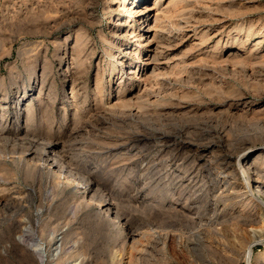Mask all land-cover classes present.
Segmentation results:
<instances>
[{"label": "rangeland", "instance_id": "374dc122", "mask_svg": "<svg viewBox=\"0 0 264 264\" xmlns=\"http://www.w3.org/2000/svg\"><path fill=\"white\" fill-rule=\"evenodd\" d=\"M135 1L0 0V264H264V244L249 252L264 213L240 170L245 157L264 170V0ZM135 6L151 9L144 25ZM156 12L173 32L159 74L141 48L130 81L122 36ZM167 164L186 193L164 184ZM224 168L235 176L229 200L211 198L218 233L197 199L184 218L159 206ZM27 229L34 242L20 243Z\"/></svg>", "mask_w": 264, "mask_h": 264}, {"label": "bare ground", "instance_id": "6f19581e", "mask_svg": "<svg viewBox=\"0 0 264 264\" xmlns=\"http://www.w3.org/2000/svg\"><path fill=\"white\" fill-rule=\"evenodd\" d=\"M138 1L139 0H136L135 2H134V5H137L138 4ZM156 1H158V0H156ZM156 4H158V3H155V5ZM138 6V5H137ZM137 6H135V8L133 9V11L132 10H130V17L129 18H134V22H135V17L137 16V15H139V16H141L139 19V21L141 22V21H144V19H146L145 20V22H142V24L141 25H144L146 22H147V19L149 18V10H151V9H147V10H141L140 8H137ZM160 8L161 7H159L158 9H156V7H152V9H155L157 12L160 10ZM138 9V10H137ZM163 10V9H162ZM157 12H156V15H155V17H154V25H148L147 27H148V29L146 30V29H144V30H142L141 31V29H139V32L137 33V32H135V31H132V32H130V33H124L123 34V36H122V38L124 39V41H122L121 42V44H120V46H119V48H120V52H121V54L123 55H121L122 57L120 58V60H119V64H120V68L122 69V70H120L122 73L124 72V70H125V62L124 61H126V63H128L129 65H130V68H128L129 69V71L128 72H126V76H127V79L128 80H130V81H132L134 78H137V71L140 69V67L139 66H135V67H131V62H130V60H129V58H136V59H138L139 60V57H137L138 56V51H140V49L141 48H145L144 49V51L146 52V60L148 61L147 63L146 62H144V64H147V68L146 69H143L144 70V72L146 71V70H149L150 68H151V74L152 73H154V72H158V70L156 71V66H158L159 64H158V62H159V56L161 55V50L164 48L165 49V47H163V46H165L166 45V43L169 41V38H170V35L173 33L172 31H168V32H165L164 31V29H162V28H159V24H161L160 23V18H162V17H160V13L159 14H157ZM161 12V11H160ZM163 16V15H162ZM164 17V16H163ZM163 19V18H162ZM179 19V18H178ZM138 21V22H139ZM164 20H162V22H163ZM162 29V30H161ZM177 29V28H176ZM169 30V29H168ZM248 34L249 35H251V30L249 29L248 31ZM152 35V36H151ZM121 36V35H120ZM172 36V35H171ZM146 37V38H145ZM132 38H135L136 39V42H137V50H131L130 49V46H131V44H130V40L132 39ZM77 44V43H76ZM77 46H79V47H77V48H80V45H77ZM74 48H76V46L74 47ZM77 48H76V50H77ZM73 50V49H72ZM131 50V51H130ZM130 51V52H129ZM165 51V50H164ZM79 52H83V50L82 49H79ZM162 56V55H161ZM77 58V57H76ZM89 58V57H88ZM74 59H75V57H74ZM79 59V58H78ZM82 59V58H81ZM81 59H80V61H81ZM142 60V59H141ZM74 61V60H73ZM76 61H77V59H76ZM75 61V62H76ZM82 62V61H81ZM81 62H78V63H80V65H81ZM162 63V62H161ZM76 64H77V62H76ZM83 65H84V63H82ZM158 64V65H157ZM73 65V64H72ZM78 65V64H77ZM79 65V66H80ZM82 66V65H81ZM77 68V67H76ZM81 68V67H80ZM67 70V69H66ZM140 72H141V70H140ZM112 74H114L113 72H112ZM121 74V73H120ZM125 74V73H124ZM155 74H157V73H154V75L153 76H155ZM158 74H159V72H158ZM139 75H140V73H139ZM31 76V75H30ZM150 76H152V75H150ZM152 76V77H153ZM99 77V76H98ZM156 77V76H155ZM120 79H121V81H122V79H124V75L123 76H121L120 77ZM153 80V79H152ZM98 82V81H97ZM123 82V81H122ZM75 83V82H74ZM102 84H103V82H102ZM112 84V80H110V85ZM122 84L123 83H121L120 82V84H119V87H121L122 86ZM104 86H105V84H103ZM167 85V84H166ZM161 88V87H160ZM162 88H164V87H162ZM99 89V88H98ZM103 89V88H102ZM120 88H118V90H119ZM77 90V89H76ZM74 88H73V92L72 93H74V91H76ZM121 91V90H120ZM109 92V91H108ZM150 92V91H149ZM77 93V92H76ZM103 93H105L104 91H103ZM121 93V92H120ZM119 93V94H120ZM114 94V93H113ZM147 94V93H146ZM149 94V93H148ZM152 94V93H151ZM158 94H159V92H158ZM167 94V93H166ZM74 95V94H73ZM101 95H103V94H101ZM110 95V94H109ZM122 95V94H121ZM40 96V95H39ZM115 96V95H114ZM145 96H147V95H145ZM41 97V96H40ZM77 97V96H76ZM156 97V96H155ZM159 97V96H158ZM148 98V97H147ZM77 99V98H76ZM103 99V98H102ZM119 99V98H118ZM143 99V98H142ZM142 99H140V100H142ZM161 99V98H160ZM37 100H39V99H37ZM101 100V99H100ZM117 100V99H116ZM121 100H123L122 98H121ZM163 100V99H162ZM118 101V100H117ZM114 102V101H113ZM139 102V101H138ZM137 102V103H138ZM141 102V101H140ZM163 102V101H162ZM4 103V102H3ZM119 103V102H118ZM124 103H125V101H124ZM128 103V102H127ZM151 103V102H150ZM99 104V103H98ZM117 104V103H116ZM126 104V103H125ZM145 103L143 102V105H144ZM149 104V103H148ZM154 104V103H153ZM152 104V105H153ZM158 104V103H157ZM152 105H151V107H152ZM33 106V105H32ZM128 106H130V105H128ZM145 106V105H144ZM149 106V105H148ZM155 106V105H154ZM153 106V107H154ZM102 107V106H101ZM110 107V106H109ZM114 107H115V105H114ZM119 107H121V106H119ZM146 107V106H145ZM156 107V106H155ZM4 108V107H3ZM31 108V107H30ZM106 108V107H105ZM116 108V107H115ZM150 108V107H149ZM108 109V108H107ZM110 109H112V108H110ZM27 110H28V108H27ZM27 110H25L26 111V115H27V123L29 124V123H32V122H34L33 121V119H35V118H33L34 116L32 115V113H30V109H29V112L27 113ZM32 110V109H31ZM113 110V109H112ZM156 112V111H155ZM76 113V112H75ZM155 114V113H154ZM36 122V121H35ZM26 123V124H27ZM27 124V126H30V124L28 125ZM33 124V123H32ZM34 125V124H33ZM25 127V126H24ZM30 128V127H29ZM33 128V127H32ZM38 128V127H37ZM2 129V128H1ZM25 130H26V128H25ZM30 130V129H29ZM28 130V131H29ZM31 131V130H30ZM33 131V130H32ZM25 132V131H24ZM0 133H1V130H0ZM29 134V133H28ZM210 145V147H209V149H215V146H211V144H209ZM176 148V147H175ZM197 150V149H196ZM262 151H264V148L263 149H261ZM243 159V158H242ZM35 161V160H34ZM258 161V160H257ZM257 161H253L252 163H250L248 160H247V158L245 157L242 161H241V163H240V166L242 167V169H240L241 170V177L243 178V182H244V185H243V188L247 191L246 192V195H249L250 196V198H251V200L254 202V203H257L258 204V206H260L262 209L261 210H263V213H264V202H263V200H262V197H264V170H262V169H260L259 167H258V162ZM30 163V162H29ZM172 163V162H171ZM168 165V164H167ZM170 168V170H167L166 171V176H165V178H164V184L165 185H167L168 186V184H171V183H168V180H172V179H174V180H176V184L178 185V187H180L181 188V190H183V191H181L182 193L181 194H183V193H186L185 191L187 190L186 188L187 187H185L186 185H185V178H184V176H182L181 175V173H179L177 170H176V168L174 169L173 167H171V165H168V169ZM38 169H40V168H38ZM59 169V168H58ZM61 169V168H60ZM56 171V170H55ZM157 171V170H156ZM39 172H40V170H39ZM235 172V171H234ZM36 173H37V170H36ZM35 173V174H36ZM61 171H58L57 170V174H58V176H60L61 175ZM34 174V175H35ZM39 174V173H38ZM63 174V173H62ZM165 174V173H164ZM186 175L188 174V173H185ZM184 175V174H183ZM57 176V175H56ZM63 176V175H62ZM62 176H60V177H58L59 179H57V180H61L60 178L62 177ZM210 176H211V181H206V183L204 184V185H202L201 187H199V189L198 190H196V191H194V193H187V194H184V196H185V202H183V204H179V203H177L178 201H172L171 199L172 198H170V200L169 199H167V198H163L164 199V201H163V203H161L159 206L161 207V209H164V210H175L176 212H178V214L180 213V215H181V217L182 218H184V217H186L187 215H190L191 213H192V211H193V209L191 208V206L190 205H188L187 203V201H189V200H191V199H197V200H199L200 201V204H202L203 206H202V208L200 207V208H198V211H201V209H206V210H208V208L209 209H214V210H212V211H214V212H212L213 213V215H212V218H210V220H208V225L207 226H209L210 228H211V231L210 232H213V233H218V231H219V229H217L218 227H219V223H218V218H217V214L215 213V211H216V204L214 203V202H212L211 201V198H212V200H213V197H216L217 196V194H216V190L217 189H219L220 190V193H221V196L223 197L222 199L224 200V201H227V200H229L228 198H230V196H231V192H230V190L233 188V185H234V183H233V180L234 179H232L235 175H233L232 174V176H231V174H230V172H229V169L228 168H224V170L222 171V172H216V170H214V171H212L211 173H210ZM164 177V176H163ZM187 178H189V180H190V177H189V175H187L186 176ZM70 178V177H69ZM85 178V177H84ZM157 178V177H156ZM155 179V178H154ZM160 179V178H159ZM70 180V179H69ZM170 180V181H171ZM72 181V180H71ZM77 181H79V180H77ZM85 181V180H84ZM72 182H74V181H72ZM81 182V181H80ZM79 182V183H80ZM162 182V181H161ZM156 183V182H155ZM154 183V184H155ZM175 183V182H174ZM83 186H85V189H87L88 188V186L85 184V182L84 183H81ZM173 184V183H172ZM80 185V184H79ZM159 185H160V182H159ZM170 186V185H169ZM172 186V185H171ZM166 186H164V188H165ZM177 187V186H176ZM196 189V188H195ZM191 191V190H190ZM220 193H218V194H220ZM180 194V195H181ZM93 196V195H92ZM95 196H93L92 198H91V200L92 201H90V202H94L95 201V198H94ZM156 198V197H155ZM193 199V200H194ZM97 200V199H96ZM102 200H104V199H102L101 198V201ZM107 200V199H106ZM157 200V199H156ZM155 200V201H156ZM175 200V199H174ZM158 201V200H157ZM182 201V200H181ZM100 202V201H99ZM105 202L106 201H102L101 202V205H103L104 206V204H105ZM96 203H97V201H96ZM98 204V203H97ZM101 205H99V206H101ZM157 205V204H156ZM157 207V206H156ZM20 208V207H19ZM159 208V207H158ZM259 208V207H258ZM175 211H173V213L175 212ZM197 211V210H196ZM210 211V210H209ZM106 212H107V214H109L110 213V207L109 208H107V210H106ZM175 212V213H176ZM218 212V211H217ZM172 214V213H171ZM174 215V214H173ZM176 215V214H175ZM264 215V214H263ZM209 217V216H208ZM258 221V220H257ZM261 221L264 223V216H262L261 217ZM200 222V221H199ZM185 224V223H184ZM206 224V223H205ZM156 227V226H155ZM158 227V226H157ZM27 228H29V227H27ZM160 227H158V229H159ZM169 228V227H168ZM207 228V227H206ZM208 229V228H207ZM17 230V229H16ZM210 230V229H209ZM264 230V229H263ZM163 231V230H162ZM166 231V230H165ZM17 232V231H16ZM209 232V233H210ZM19 233V232H18ZM180 234V233H179ZM256 234V233H255ZM28 240L30 241V242H34V241H32V237H31V232H30V229H27V231H25L23 234L21 233V236H20V239H19V241H20V243H27L28 242ZM252 243H251V246H250V248H249V252H250V254H251V252L253 251V248L256 246V245H261V244H264V234H262V235H259V236H254L252 239ZM29 242V243H30ZM14 244V243H13ZM31 244V243H30ZM33 244V243H32ZM36 245V244H35ZM30 247H31V245H30ZM16 248H18V250H20V251H22L20 248H19V246H18V244H16ZM41 248V247H40ZM40 248H38V249H40ZM44 250V249H43ZM36 251V250H35ZM42 251V250H41ZM37 252V255L41 258V259H44V253H42V252H38V250L36 251Z\"/></svg>", "mask_w": 264, "mask_h": 264}]
</instances>
